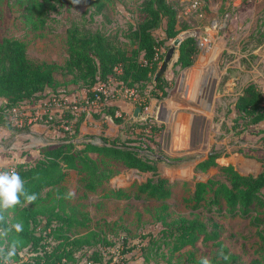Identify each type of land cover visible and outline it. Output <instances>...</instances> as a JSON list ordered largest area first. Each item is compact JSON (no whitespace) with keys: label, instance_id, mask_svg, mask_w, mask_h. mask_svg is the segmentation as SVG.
<instances>
[{"label":"trees","instance_id":"trees-1","mask_svg":"<svg viewBox=\"0 0 264 264\" xmlns=\"http://www.w3.org/2000/svg\"><path fill=\"white\" fill-rule=\"evenodd\" d=\"M1 1V0H0ZM10 1V0H8ZM113 0H86L87 10L82 18L90 14V21L102 17L109 22L108 5ZM208 2L209 0H203ZM24 3L21 14L23 22L33 30H41L48 24L50 14L63 3L74 4L73 0H15L14 5ZM144 20L131 27L120 37L102 30H93L87 25L73 23L67 31V58L62 66L37 62L28 54L25 41L5 38L0 42V127L14 135L29 134L31 128L17 127L10 122L14 108L45 99L48 89L55 90L61 84L57 75L70 77V84L84 89L89 100L97 94L95 88L108 85L113 79L125 88L137 89L143 99L149 100L146 93L153 83L161 62L162 50H168L167 43L177 39L185 30L178 27L176 10L169 0H144L140 5ZM164 23H166L164 27ZM164 28V39L156 37V32ZM178 60L175 66L182 70L195 65L200 47L193 36H186L178 47ZM155 82V80H154ZM168 82L162 78L153 84V97L167 96ZM150 101V100H149ZM141 102V101H140ZM148 103H140L143 112ZM238 117L243 121L242 130L264 121V94L255 84H248L235 103ZM101 114L111 117L116 124H123L124 116L117 117V111L105 107L93 116ZM72 127L64 131V136L56 144L46 145L40 150V158L33 164L15 165L26 182L25 187L37 199L23 203L5 214L6 223L0 227L9 228L22 223L23 229H14L7 237L0 239V247L7 250L13 243L16 254L12 263L17 264H128L137 259L142 264H176L174 258L188 248H196L199 242L213 243L215 253L211 264H245L240 256L233 254L222 241L223 228L215 221L227 217L251 219L258 229V237L264 248V164L257 175L242 174L233 165L220 166L223 179H210L198 182L192 197V210L197 215L171 218L168 207L163 205L157 216L162 228L156 234H149L142 247L128 248L120 256L109 255L108 249L114 246L105 230L93 226L89 211L71 204L66 198L64 184L71 174L81 177L84 189L95 193L108 183L119 171L117 164L139 173H151L152 177L139 187V197L146 195L165 203L171 196L173 184L159 172L157 160L137 145V139H111L104 135L81 136V120L72 122L70 117L55 118L48 123L54 130L63 124ZM236 124L238 121L235 122ZM130 130L137 136L149 131L158 135L162 126L133 123ZM236 127V125H235ZM99 138L101 144H96ZM78 141V142H76ZM222 152L214 151L208 159L199 163L196 170L207 172L217 167ZM109 197L123 199L122 190H114ZM202 216L207 219L205 221ZM85 231L84 234H81ZM223 253L227 260L220 258ZM128 254H132L128 257ZM191 263L197 264L192 260Z\"/></svg>","mask_w":264,"mask_h":264},{"label":"rangeland","instance_id":"rangeland-1","mask_svg":"<svg viewBox=\"0 0 264 264\" xmlns=\"http://www.w3.org/2000/svg\"><path fill=\"white\" fill-rule=\"evenodd\" d=\"M14 1H0V42L5 38L23 40L28 46V54L32 60L60 66L67 58V31L73 23L87 25L93 30H102L110 34L118 33L122 37L129 28L136 27L145 18L140 13V5L144 0H113L108 5L109 22L102 17H96L94 21H90L88 20L90 14L82 18L88 8L86 0H79L74 4L58 5L56 10L50 14L46 27L36 31L21 18L25 8L24 3L14 5ZM169 2L177 12L178 27L185 29L177 38L183 40L186 36L195 37L200 47V54L194 66L182 70L175 66L178 60L177 53L164 77V79H170V83L173 82L175 90L168 97L161 98V93L159 97H153L156 93H151L155 83L154 78L153 83L148 85L146 90L150 101L143 99L139 93V101L133 103L134 108L136 107L135 111L140 109V103H148L146 106L149 108L148 111L144 109L138 117L134 116L135 111L129 113L126 118L124 117L121 128L123 135L120 138H136L137 145L144 149L143 154L155 157L157 160L163 156L166 159L169 158L170 163L162 160L159 164V172L173 184L171 198L161 203L146 195L139 197L140 185L151 178L152 174L129 170L121 164L115 166L119 174L95 193L87 192L81 177L75 173L71 174L64 184L66 192L70 190L75 192V196L70 201L71 204L84 211H89L93 218V226L105 230L109 239L114 242V246L108 249V256H120V252L127 247H142L146 244L147 236L152 233L156 234L162 228L157 221V216L163 205L168 207L171 218L198 214V211L192 210L195 185L212 178L223 179L219 168L223 164H218L217 167L210 168L207 172L194 170L197 155H202L201 158L205 161L210 153L222 152L224 160L217 161V163H226L225 166L233 165L242 174L257 175L264 164L263 156L259 153L254 154L256 150L245 151L241 144L235 146L237 141L247 143L245 137L242 140L240 138L244 132L242 130L243 121L239 119L238 114H234L232 108L235 97L222 96L214 100L219 92L223 93L227 89L225 79L233 74V71L226 67V61L230 59L227 49L242 48V51L250 54L264 43V0H209L208 2L202 0V18L198 16L199 13L190 10L188 3L183 0H169ZM165 25L166 23L164 27ZM156 37L164 39V28L156 32ZM173 43L174 40L169 41L168 47H172ZM225 48L226 50L223 51ZM263 49L261 51H264ZM162 53L165 59L167 50L163 49ZM248 58L250 61L245 65L253 70L259 56L251 54ZM240 71L241 68L234 73ZM189 72L194 77H198L200 72L201 76L199 81L194 79V83L189 84L187 93L185 85L179 86V81L181 76L186 77ZM57 79H60L65 88L61 89V92L48 89L44 94L45 99L52 97L60 99L61 93L70 95L82 90L75 87L73 90L67 88L70 77L63 78L57 75ZM219 81L220 84H218ZM97 87L95 91L99 90ZM107 87H110L107 88L109 91L106 96L107 100L119 95L116 91L119 90L120 85L112 84ZM171 96H174L176 104H172ZM75 99L72 102L73 105L74 103L81 106L86 105V101L79 96ZM26 106L33 109L28 104ZM182 116L191 119L190 124L186 123L187 120L183 122H185L186 134L184 139H189L192 145L188 150H173L174 153H171L173 139L179 131V119ZM236 121H238L237 124ZM133 123L155 124L162 126L163 131L156 136L149 134V131L137 136L130 130ZM247 129L249 130L250 127ZM253 133L257 136L261 134L260 131H253ZM9 140L10 138L6 141L1 140L0 137V144H7ZM256 141L255 137V145L259 147ZM161 145L162 147L166 145L167 151L161 149ZM165 152H168V156ZM181 159L184 161L176 162ZM183 168L189 169L190 173L178 175L177 171ZM114 190H122L125 198L109 197ZM214 217L223 228L222 241L233 254L240 256L245 264H264V248L258 237V229L251 219ZM202 219L207 221L209 218L202 216ZM84 233L85 231L81 232V234ZM214 253L213 243L199 242L196 248H188L177 255L173 263L193 264L192 260L198 262L204 256L211 260ZM131 255L128 254V257ZM81 264H86V262L83 261Z\"/></svg>","mask_w":264,"mask_h":264},{"label":"crops","instance_id":"crops-1","mask_svg":"<svg viewBox=\"0 0 264 264\" xmlns=\"http://www.w3.org/2000/svg\"><path fill=\"white\" fill-rule=\"evenodd\" d=\"M262 48H264V43L259 46V48L255 51H253L250 54H247L246 52L242 51V48H235V49H227V53L230 55V59L226 61V67L228 70H232L233 74L231 76H227L225 79L227 89L223 91V93L219 92L215 97L214 100L217 98L220 99L222 96H228V97H235V102L232 106L234 110V114H237V111L235 109V103L240 95H242L245 87L250 84V83H255L257 84L263 91L264 94V51H261ZM223 49V51H225ZM264 50V49H263ZM251 54H257L259 56V60L257 61L256 66H253V70H250L247 68L245 64H247L250 59L248 56ZM241 68L240 72L234 73L235 71H238ZM261 68V69H260ZM200 72L198 74V77H194L191 75V72L187 74V76L180 78L179 81V86L185 85V92H189V84L192 85L194 83V79L196 81L200 80ZM168 83L167 91V97L169 94L175 90V85L173 82L170 83V79H166ZM60 81V79H58ZM60 85L57 87L58 92H61V89L65 88V86L62 85V82L60 81ZM111 83V84H110ZM112 84H117L118 86L120 85L117 83L115 80L111 79L108 85H98L97 89L103 90L105 93V100L106 104H104L99 111H93V110H87L85 111L83 106L77 105L72 102L75 99L76 96H79L83 100H86L87 97V92L82 89L81 92L78 93H73V94H66V93H61L59 96L61 98H64L68 104H70L67 108H57L55 109V117L57 119H63L64 117H70V120L74 123L78 120H81L80 124V134L81 136L85 135H93L96 137H100L104 135L105 137L115 139L119 138L121 135H123V132L121 131L122 125L121 124H116L114 120L104 114H101L100 116H93L94 114L100 112L102 109L105 107H111L116 109L117 111V117H120L123 115L125 118L126 116L135 111L133 102L129 101L126 99V97L121 93V88L117 90V97H113L110 100H107L109 91L107 86H111ZM220 84V81L218 82ZM170 85V86H169ZM78 88L77 86H74L73 84H70L67 86V88H71V90ZM170 88V89H169ZM80 89V88H79ZM182 89V88H181ZM184 90V89H183ZM166 97V98H167ZM172 104H176V100L174 96L170 97ZM1 104L4 102L3 100H0ZM0 104V105H1ZM37 103H30L28 106H31L33 108L32 110L36 109ZM27 105V104H26ZM183 120H187L186 123L191 122L190 118H186L182 116L181 119H179V131L174 136L173 139V147H171L170 152L174 153L173 150H188L191 147V142L189 139H184L186 137L185 131H184V126L185 122ZM253 131H260L261 134L260 136L254 135ZM243 134V135H242ZM241 134L240 138L241 140L245 137L246 142H239L235 144H241L242 147L245 148V151H251L252 149L256 150L254 154L259 153L261 156L264 158V121L254 125L250 126V129H246L243 133ZM0 137L1 140L5 139V141L10 138L9 142L7 144H0V169H7L11 166H15L21 163H35L39 158H40V150L45 147L46 145L50 144H56L59 142V139L61 138L60 134L57 133L54 130H49L48 128L44 126H34L31 128V132L29 134H17L14 135L13 132L0 127ZM255 137L257 139L256 142H258L259 147L255 145ZM188 138V137H187ZM249 140V141H248ZM261 140V142L259 141ZM239 142V143H238ZM252 142V143H251ZM260 142V143H259ZM96 144H101V140L97 138L95 140ZM262 144V145H261ZM161 149H165L167 151L166 145L164 147H160ZM252 152V151H251ZM213 153V152H212ZM166 156H168V152H165ZM202 156V155H201ZM200 155H197L196 157V162L195 166H193L194 170H196V167L199 163L203 161ZM168 158V157H167ZM160 160H165L170 163L169 158L166 159L164 156ZM224 160L223 156L219 158L217 161H222ZM184 159L176 161L177 163L183 162ZM218 162L219 165L225 166L226 163H221ZM226 162V161H225ZM162 163V162H161ZM160 164V163H159ZM158 164V167H159ZM228 164V163H227ZM233 164V163H232ZM229 166V165H228ZM189 169L183 168L177 171L178 175H187L189 174ZM128 264H142V261L140 259L130 261Z\"/></svg>","mask_w":264,"mask_h":264},{"label":"built area","instance_id":"built-area-1","mask_svg":"<svg viewBox=\"0 0 264 264\" xmlns=\"http://www.w3.org/2000/svg\"><path fill=\"white\" fill-rule=\"evenodd\" d=\"M188 3L190 10L195 11V13H199V17H203L202 13V0H183ZM189 10V12H191ZM121 93L128 99L129 101L136 103L139 101V92L137 89H129L125 88L120 84ZM96 92L97 94L94 100H89L88 98L85 100L86 105L83 106L84 110H93L99 111L103 105L106 104L105 93L103 90L99 89ZM37 107L34 110L29 109L26 105H22L20 107L14 108L10 113L9 120L17 127H29L32 128L34 126H44L48 127V123L55 120V109L57 108H67L70 104L64 98L58 99L55 97L46 98L39 103L36 104ZM148 107H145V110L148 111ZM37 110V111H36ZM71 126L66 122V124L61 125L58 128H55L54 131L60 134V136H64V131H71ZM15 169V166H11L7 169L0 170H10Z\"/></svg>","mask_w":264,"mask_h":264},{"label":"clouds","instance_id":"clouds-1","mask_svg":"<svg viewBox=\"0 0 264 264\" xmlns=\"http://www.w3.org/2000/svg\"><path fill=\"white\" fill-rule=\"evenodd\" d=\"M79 2V0H73ZM26 182L22 179L19 172L15 169L0 170V225L6 223L5 214L9 210H14L17 206H23V203H32L37 199L36 194L30 193L25 187ZM74 191H69L66 198H73ZM15 230L17 233L23 229L22 223H15L9 228L0 227V239ZM16 254V245L13 243L7 250L0 247V264H12V258ZM221 259L227 260L228 257L220 251L218 253ZM197 264H211L207 256L201 257Z\"/></svg>","mask_w":264,"mask_h":264},{"label":"water","instance_id":"water-1","mask_svg":"<svg viewBox=\"0 0 264 264\" xmlns=\"http://www.w3.org/2000/svg\"><path fill=\"white\" fill-rule=\"evenodd\" d=\"M181 42H182V40L180 38H177L174 40L173 46L170 47V49L168 50L166 57H165L163 63L161 64L159 71L156 74L155 82H158L160 79L165 77L166 72L168 71L170 64L172 63L173 59L175 58V56L178 53L177 49L180 46ZM140 112H141L140 109H136L134 116L138 117ZM76 142H78V141H76ZM211 154L212 153H210V155Z\"/></svg>","mask_w":264,"mask_h":264}]
</instances>
